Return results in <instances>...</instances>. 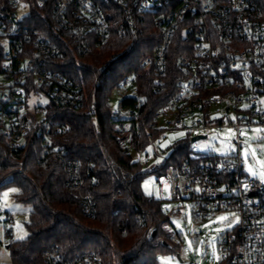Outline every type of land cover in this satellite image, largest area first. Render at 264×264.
Returning <instances> with one entry per match:
<instances>
[{
  "label": "built area",
  "instance_id": "built-area-1",
  "mask_svg": "<svg viewBox=\"0 0 264 264\" xmlns=\"http://www.w3.org/2000/svg\"><path fill=\"white\" fill-rule=\"evenodd\" d=\"M19 9L25 14L19 16ZM35 12L68 38L70 44L57 39L65 50L81 55L103 50L113 32L135 38L144 31L141 25L153 24L160 42L140 68L153 69L152 94L168 99L155 115L162 129L157 140L165 139V128L184 131L189 140L207 139L204 133L211 128H227L236 148L227 159L213 156L215 161L181 170L168 167L156 177L160 194L182 206L187 202L197 221L219 214L234 218L233 229L218 238L219 264H264V184L246 174L240 156L245 136L257 124L264 125V0H0V136L16 152L33 147L49 128L47 107L72 111L85 104L81 85L51 69V61L62 53L56 41L44 38L30 22ZM131 86L129 79L121 82L123 89ZM31 96L46 99V106L35 103L30 110ZM112 114L119 120L113 140L131 150L134 136L140 138V132L131 130L133 110L127 114L116 107ZM42 144L62 164L68 188L79 189L80 163L68 160L48 140ZM188 158L198 163L206 156L191 149ZM80 203L84 216L92 218L94 201L81 196ZM1 221L10 223L3 210ZM165 228L174 235L170 226ZM171 242L180 244L177 236ZM29 264L101 260L91 254L68 258L44 251Z\"/></svg>",
  "mask_w": 264,
  "mask_h": 264
},
{
  "label": "trees",
  "instance_id": "trees-1",
  "mask_svg": "<svg viewBox=\"0 0 264 264\" xmlns=\"http://www.w3.org/2000/svg\"><path fill=\"white\" fill-rule=\"evenodd\" d=\"M30 22L44 38L56 41L62 57L53 59L50 67L81 85L85 104L72 111L47 107L49 128L31 148L13 151L0 136V194L14 188V201L29 209L24 225L27 238L7 245L12 262H37L44 251H58L68 258L91 254L101 264H158V256L179 255L180 244H173L171 237L177 236L181 243V233L175 229L174 235L167 232L169 212L144 193L143 182L149 176L159 177L168 167L181 170L215 158L189 161L192 148L185 137L175 142L160 167L146 170L139 161V153L157 141L162 131L155 115L168 103L164 96L152 94L153 69L140 68L142 59L152 56L160 42L156 28L148 21L135 38H119L113 32L103 50L81 55L65 50L57 39L68 38L55 33L53 24L43 23L36 12ZM124 79L131 81L130 88L121 87ZM113 95L118 98L117 108L127 114L133 110L131 130L140 132V138L134 136L131 150L113 140L119 123L112 116ZM138 103L141 105L136 107ZM45 139L68 160L80 163L79 189L68 188L62 164L46 154ZM81 196L94 201L92 218L84 216ZM153 229L155 235L149 240Z\"/></svg>",
  "mask_w": 264,
  "mask_h": 264
},
{
  "label": "rangeland",
  "instance_id": "rangeland-1",
  "mask_svg": "<svg viewBox=\"0 0 264 264\" xmlns=\"http://www.w3.org/2000/svg\"><path fill=\"white\" fill-rule=\"evenodd\" d=\"M25 14V10L19 9L18 15ZM111 107L116 109L118 98L112 96ZM36 103V104H35ZM46 106V99L29 98V109L32 105ZM163 126V125H162ZM261 131H257V130ZM211 128L204 133L207 139L197 141L191 145L194 152L217 158H229L236 148L231 141V130ZM164 140L155 141L148 145L141 153L139 161L144 169L149 170L160 167L165 158L171 153L172 146L180 139L186 137L184 131H173L166 129L163 132ZM244 146L240 152L246 174L264 184V125H256L245 136ZM245 150L248 155H245ZM135 157V156H134ZM136 159V157H135ZM252 171H249V169ZM253 172L256 175H253ZM144 193L155 200L161 202L162 208L169 212L170 228L181 233V243L179 258L176 256H158V264H219L220 251L218 248V238L225 232L231 231L235 226V220L228 214H219L208 221L195 222L191 216L188 203L184 206L180 203L170 202L160 194V187L155 176H149L143 182ZM16 190L12 187L4 189L0 194V210L9 214V222H0V263L9 264L11 262L10 251L6 246L11 242L23 241L27 238V231L24 225L28 221L29 209L14 201L13 195ZM186 211V214L184 212ZM224 216L225 220L218 218ZM219 229V231H218Z\"/></svg>",
  "mask_w": 264,
  "mask_h": 264
},
{
  "label": "water",
  "instance_id": "water-1",
  "mask_svg": "<svg viewBox=\"0 0 264 264\" xmlns=\"http://www.w3.org/2000/svg\"><path fill=\"white\" fill-rule=\"evenodd\" d=\"M205 139L206 138L204 136L196 137V138H193L190 140V144L192 145V144L196 143L197 141H201V140H205ZM154 235H155V230L153 229L148 234L149 240H152ZM8 249H9L8 246H6V250H8ZM176 258H179V256L177 255Z\"/></svg>",
  "mask_w": 264,
  "mask_h": 264
},
{
  "label": "snow or ice",
  "instance_id": "snow-or-ice-1",
  "mask_svg": "<svg viewBox=\"0 0 264 264\" xmlns=\"http://www.w3.org/2000/svg\"><path fill=\"white\" fill-rule=\"evenodd\" d=\"M229 131H230V130H229ZM257 131H261V130L258 129ZM248 154H249L248 151L245 150V155L247 156ZM249 171H252V169L250 168ZM253 175H256V173L253 172ZM262 178H264V174H262ZM218 219H219V220H225V219H227V217L221 216V217H219ZM218 231H219V229H218Z\"/></svg>",
  "mask_w": 264,
  "mask_h": 264
},
{
  "label": "crops",
  "instance_id": "crops-1",
  "mask_svg": "<svg viewBox=\"0 0 264 264\" xmlns=\"http://www.w3.org/2000/svg\"><path fill=\"white\" fill-rule=\"evenodd\" d=\"M164 199H165V196H164Z\"/></svg>",
  "mask_w": 264,
  "mask_h": 264
}]
</instances>
